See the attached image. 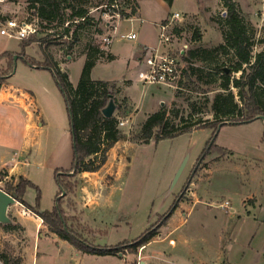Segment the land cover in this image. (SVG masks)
<instances>
[{
	"label": "rangeland",
	"instance_id": "obj_1",
	"mask_svg": "<svg viewBox=\"0 0 264 264\" xmlns=\"http://www.w3.org/2000/svg\"><path fill=\"white\" fill-rule=\"evenodd\" d=\"M233 1L254 29L253 51L257 52V41L264 36V0ZM30 6L28 0H0V17L30 24L36 31L23 40L0 35V52L23 53L37 65L45 59L55 61L73 87L84 65V45L100 47L102 33L112 37L106 52L109 49L115 58L107 63L97 61L92 74L101 79H121L126 73L132 77L138 50L157 45L155 21L173 12L183 15L178 24V48L186 44L185 55L193 48L209 50L222 42L219 24L225 10L221 0H144L141 16L136 14L131 20L111 19L96 10L90 14L94 25L80 30L76 43L71 34L77 22L70 26L68 37L62 29L46 30ZM93 7L86 5L88 10ZM131 32L136 39L120 37ZM23 42L30 43L22 50ZM192 64L207 72L220 61L196 60ZM183 66L187 74L181 78L180 90L117 83L113 115L125 121L118 127L124 138L108 150L105 163L95 174L62 177L67 190L61 196L55 171L70 169L72 161L65 100L50 71L29 67L17 58L13 74L0 86L4 98L0 100V188L18 184L20 177L31 181L39 189L40 211L53 210L59 200L66 227L90 245L120 246L122 253L80 254L53 236L40 217L18 201L7 211L16 229L4 230L0 224V254L19 257L25 264L33 259L35 264H264V122L255 119L215 127V146L233 155L215 149L202 157L215 128L142 142L143 122L160 108L166 109L174 124L179 121L174 115L186 118L191 106L193 120L212 119L210 103L221 91L220 75L213 71L205 83L188 76L187 62L183 61ZM2 68L5 60L0 58ZM6 69L0 76L10 73L11 67ZM26 124L31 127L26 129ZM63 172L59 171L57 178ZM22 198L34 206L35 189L27 187ZM225 200L230 205L224 210L220 205ZM149 229L157 235L149 240V246L146 243L133 253L129 244ZM169 239L176 245L161 249Z\"/></svg>",
	"mask_w": 264,
	"mask_h": 264
},
{
	"label": "trees",
	"instance_id": "obj_2",
	"mask_svg": "<svg viewBox=\"0 0 264 264\" xmlns=\"http://www.w3.org/2000/svg\"><path fill=\"white\" fill-rule=\"evenodd\" d=\"M105 1L112 2V0H28L31 3V9H34L36 18L45 24L43 27L46 30H50L53 27L54 29H62V34L68 37L70 26L77 22V28L71 34L75 43L80 40V30L94 25V19L88 16L89 10L86 5L91 4L97 7ZM221 5L225 10L223 20L220 24L218 23L222 42L209 50L193 48L183 56V60L189 64V77L209 83L207 78L213 75L211 74L213 71L220 75L218 77V87L221 91L214 95L210 103L212 119L200 120L198 118L193 120L194 114L192 112L194 108L191 106V112L186 118L179 117L178 114L174 115V117L179 119L178 123L174 124L166 109L160 108L159 111L149 115L142 124L141 135L144 144H148L151 140L156 142L171 139L193 129L217 128L224 122L246 124L255 120L257 116H264V36L257 41L260 50L254 52L253 47L256 43L254 40V29L243 17L237 4L233 0H221ZM121 7L130 11L127 13L121 10V18L123 19L136 16L138 13L139 7L135 0L123 1L121 2ZM67 9L69 13L66 12ZM5 20H7L6 17H0V23ZM178 31L180 32V30ZM99 32L100 34L102 33L101 31ZM193 38L197 39L198 35L194 33ZM29 43L23 42L21 45L22 50ZM69 47H73V44ZM84 48L85 61L76 87H73L67 73L61 71L55 61L45 59L44 64L37 65L34 61H29L30 58L22 55L23 53L7 51L1 55V57L7 59L6 71L10 67L11 71L7 76H0V86L7 77L12 75L14 67L13 57L17 56L29 67L50 71L64 97L70 126L72 161L70 169H56L55 171L57 183L64 192L67 190V186L62 177L70 178L82 173L97 172L105 163L108 150L124 138L118 128L117 117L113 115L110 118H106L101 112L108 105L110 99L116 104L115 95L119 91L117 83L93 80L90 76L91 69L98 60L104 59L109 62L114 59V56L97 46L85 44ZM214 59L215 61L218 59L220 64L207 72H205L204 68L196 67L192 64L196 60L205 62ZM183 74H187V71L184 70ZM232 89L235 90V94ZM216 128L212 132V138L202 157L210 155L215 149L227 151V153L229 152L228 154L233 155L230 151L215 146ZM62 170L64 172L60 173V176H58L60 178H57L59 171ZM19 181L16 185H8L3 191L6 193L15 192L17 200L40 217L42 223L53 236L71 245L83 255L115 256L118 253H122L120 246L102 247L90 245L77 232L66 227L59 200H56L57 207L53 210L40 211L38 187L31 181L24 180L21 177ZM27 187H31L36 191L34 206L27 204L22 198ZM60 193L61 190L58 195ZM174 207H176V204L172 206L170 211ZM163 224L164 222L161 223V225ZM2 227L4 230H15L17 226L8 224ZM148 231L129 244L133 253L137 252L140 246L145 245L157 235L156 230L149 229ZM0 259L5 264L22 263L19 257H10L3 253L0 254ZM220 264L230 263L223 261Z\"/></svg>",
	"mask_w": 264,
	"mask_h": 264
},
{
	"label": "built area",
	"instance_id": "obj_3",
	"mask_svg": "<svg viewBox=\"0 0 264 264\" xmlns=\"http://www.w3.org/2000/svg\"><path fill=\"white\" fill-rule=\"evenodd\" d=\"M121 1L126 0H112L111 3L105 1L102 5L93 7L89 10L88 16L93 11L101 10L103 15L108 18H121V10L130 12L129 9L121 7ZM91 17V16H90ZM134 17V16H133ZM132 17L128 18L131 20ZM183 15L179 12H173L167 16L163 21L155 25L158 32L157 45L154 48H146L141 58V66L138 72V79L142 85L163 86L180 90V81L183 78V56L187 50V45L182 44L179 46V31ZM107 24L106 26H108ZM112 28L115 24L111 25ZM35 33L32 25L18 22L16 19H7L0 23V35L7 36L14 39H25L28 34ZM121 38L134 40L136 39L135 33L121 34ZM112 37L102 33L99 35V43L101 48L106 49L111 44ZM179 84V85H178ZM125 121H118V127H123ZM230 203L228 200L223 201L220 205L222 209H228ZM172 241L170 244L172 245ZM0 264H5L0 260Z\"/></svg>",
	"mask_w": 264,
	"mask_h": 264
},
{
	"label": "crops",
	"instance_id": "obj_4",
	"mask_svg": "<svg viewBox=\"0 0 264 264\" xmlns=\"http://www.w3.org/2000/svg\"><path fill=\"white\" fill-rule=\"evenodd\" d=\"M136 2H137V4H138V13H137V15H139V16H141V13H142V2L144 1V0H135ZM164 19H160V20H158V21H155V25L157 24V23H159V22H161V21H163ZM146 48H150V47H147V46H142L139 50H138V52H137V54H136V60H137V67H136V69L134 68V71H133V73H132V77H129V75L126 73V74H123L122 76H121V79H101V78H98V77H94L93 76V70H94V67L96 66V64H95V66L91 69V73H90V76H91V78L93 79V80H101V81H108V82H116V83H118V82H121V81H125V82H128L129 83V86L128 87H130L133 83H140L139 82V79H138V72H139V70H140V66H141V58H142V56H143V54H144V52H145V49ZM108 51V53H110L111 55H113L111 52H110V50L108 49L107 50ZM4 52H7V51H3V52H0V58H3L4 60H5V68L7 67V59L6 58H4V57H1V55L4 53ZM9 52H13V53H16L15 51H9ZM115 58V57H114ZM98 63H107V61L106 62H104V61H101V62H98ZM5 68H2L1 70H4ZM35 69H37V68H35ZM0 70V71H1ZM42 70H46V69H42ZM141 84V83H140ZM162 88V87H161ZM1 94V93H0ZM6 95H8V94H6ZM10 95V94H9ZM153 96H154V94H153ZM156 96V97H155ZM155 98H156V100H158V97H159V94H156L155 93ZM0 100H3L4 101V98L3 99H1V97H0ZM6 100L7 101H10L9 99H7L6 98ZM14 101V100H13ZM16 104H18V103H21V102H15ZM18 105H20V106H22V104H18ZM19 106V107H20ZM37 125H40V124H38L37 123ZM31 127V125H28V124H26V129H29ZM83 175H87V173H82ZM89 174H91V175H93V174H95V173H89ZM170 241H172L173 243H172V245L170 244ZM150 244L148 243V246H149ZM176 245V241L175 240H173V239H169L168 241H167V243H166V245L163 247V248H161V249H163V250H166L167 248H169V247H172V246H175ZM147 245H143V247H146ZM83 255V254H82ZM33 262L31 263V264H35V261H34V259L32 260ZM22 264H25V261H23L22 262ZM139 264H145V262H139Z\"/></svg>",
	"mask_w": 264,
	"mask_h": 264
},
{
	"label": "water",
	"instance_id": "obj_5",
	"mask_svg": "<svg viewBox=\"0 0 264 264\" xmlns=\"http://www.w3.org/2000/svg\"><path fill=\"white\" fill-rule=\"evenodd\" d=\"M14 63L13 65H15V61L17 60V56L13 57ZM14 72V69L12 71V74ZM115 104L113 102L112 99L109 100L108 105L102 109V114L104 117L106 118H110L111 116H113L114 111H115ZM256 119H260L262 120V122H264V116H257ZM224 124H232L229 122H224L222 124H220L218 126V128H221ZM59 189L61 190V196H64L65 192L62 190L61 187H59ZM17 194L15 192H11V193H6L5 191H3L0 188V224L2 225H8L11 224V220L9 219L8 215H7V211L8 208L12 205H14L15 203H17Z\"/></svg>",
	"mask_w": 264,
	"mask_h": 264
}]
</instances>
